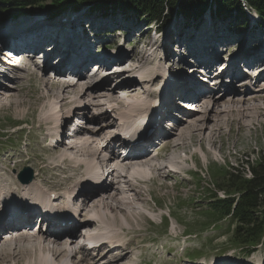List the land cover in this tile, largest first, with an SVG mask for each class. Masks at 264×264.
<instances>
[{
  "label": "rangeland",
  "instance_id": "374dc122",
  "mask_svg": "<svg viewBox=\"0 0 264 264\" xmlns=\"http://www.w3.org/2000/svg\"><path fill=\"white\" fill-rule=\"evenodd\" d=\"M31 9L27 7L25 10L15 12L23 11L30 15H42L45 17L44 19L46 22L57 24L52 27L53 33H59V30L54 29L60 28L61 21L72 15L70 12H67L60 18H52L47 11L38 8V6L32 11ZM114 14L122 16L120 12ZM80 17L87 19H92L93 17L94 19L95 14L84 11L80 13ZM116 21L119 22L122 21V19L116 18ZM128 22L129 21L125 22L126 25L119 23V27L128 26L129 28L122 38L117 40L114 49L121 52V49L125 48L128 54H130L127 56L129 59L128 61H132L133 58L135 61L142 58L143 61H145L144 64L146 66L144 69H147L145 71L146 74L147 71H149V73L150 71H155L154 67H156V62L162 60L164 49L161 45L165 44L170 46V41H173L174 38H180L178 33L182 32L181 27L183 24L186 26H183L184 31L181 33L182 37L187 35L185 32L202 34L203 32H201V30L203 27L206 28V26L209 25L210 20L206 19L202 22L192 23L190 21L185 22L177 16H172L167 23L163 22V24H161L160 22H151L147 27L143 20L133 19V21ZM211 24L214 33H216L215 35H217V41L219 40V42L222 43L216 47V50L222 51V53H220L221 55H218L219 59L220 57H231L237 51L241 53L247 52V49H249V47L252 48V46L258 48V45H254L255 42L256 44H260V41L264 40L262 32L260 36L256 38L258 32L254 34V30L243 27V24H222L218 22H211ZM17 25L20 24H14V27ZM102 25L104 29L112 27L109 22H103ZM117 25L118 24L114 27H117ZM48 26H50V24H48ZM8 27L12 26L10 25ZM194 27L196 28L195 31L197 30L195 33L192 31ZM40 28L43 30L42 26ZM51 37L56 38L54 35H51ZM165 38H167L166 42L164 41ZM232 41L235 42L232 43ZM150 45H154L153 48H151ZM226 47H230V51L223 53ZM56 49L58 48L55 47V51ZM132 52L134 55H132ZM149 61L152 63L148 65L147 63ZM48 63L49 62H46L45 67L39 69L28 66V68L31 69L28 74H24L22 70H14L13 68L11 69L12 71L10 70V73L3 77L1 83L10 85L13 88L19 87L22 92V94H20L22 95L21 98L25 99V101H32L30 98L31 96L28 97L27 95L32 94L34 86L38 90L37 93L39 95L42 94V84L38 82V78L41 75H49L48 70L50 68ZM169 63L170 62H168V64ZM163 66L164 68H162V70L168 69L167 63ZM164 70L161 78H158L155 84L150 87L151 90H157L158 92V90L160 91L162 89L163 92V85H165V82H163L165 78ZM30 73L34 74V77L37 75V78H34L35 80L32 79ZM168 73L174 74L173 69L168 71ZM10 75L13 79L11 78V80H8L6 76ZM22 77L24 80L20 84V87L18 84L20 82L18 81L21 80L19 78ZM233 88L238 89L236 86H233ZM143 92L146 91H142V93ZM12 93H14V91ZM39 104V102L35 104V108L37 107V109H34L36 111L29 109V105L13 108L7 103L0 104V188L5 185L0 191L6 192L8 190L10 192L12 189L14 190L17 182L20 183L17 180V175L26 168L31 171L33 175L32 181H35V184H38L40 188L43 187L42 190H60L59 192L61 193L63 189H65L64 181L65 178L70 175L69 173H71V171L68 170L70 167L59 164L57 161L58 151L49 152V142L45 137V133H47L48 130L39 126L38 122L44 117L48 110L41 111L42 108L38 109ZM126 108L127 106H124L122 111H127L128 108ZM95 112V110L90 108L88 116L92 117ZM76 115L78 114L74 116ZM79 115L84 118L82 114ZM108 115L107 118L109 121L114 114L108 111ZM74 116H70L72 118H70L71 121ZM70 119L67 123L71 122ZM85 121L87 123L86 126H89L90 124L87 122L86 118ZM117 125L118 123L114 122L113 131H116ZM238 126L236 122H233L231 128L227 126L224 127L222 136H216L214 138V140H216L215 145H213L214 147L212 146L211 148L210 145L205 144L204 149H207L205 152L200 149L198 143H195L194 146H190L187 150L185 147H171L172 149L166 147V149L160 152L161 156L159 159L161 163H165V160L171 154L169 158L176 157V159L171 158L169 162L170 166H174V170H177L179 173L171 174L169 178L164 180L159 176L157 180L154 178L153 183L144 185L142 188L144 191V204L142 203L143 206H141V204L138 206L137 211L139 213L137 212V214L133 216L130 215L128 217L129 219L119 214L116 222L111 221L114 222L116 226L121 224V226L124 227V230L111 228L114 230H111L108 234L111 235L112 238L114 236L117 242L119 240L120 243L126 244L128 247L130 253L123 264H203V261H209L211 259L215 262L218 261L224 264H264V242L261 241V243L255 247L254 253L250 256H246L242 252H239V249L230 243L231 234L236 228L235 221L229 218L231 213H229L227 217H224L225 219H220V214H214L212 211V202L216 200L212 194H215V191H218L220 187L226 185V173H234V170H242L241 167H243L247 161L251 163L256 162L261 152L264 151V127L257 128L251 133L241 132L240 134ZM205 135H207V131ZM189 141L188 139L187 141L185 140V146L190 144ZM207 151L210 152L211 155L207 156L205 154ZM104 156L105 154H102L99 157ZM172 159L178 162L171 163ZM98 161L93 163L96 164ZM246 174L248 173L246 172ZM25 175H27V173ZM75 178H73V180ZM76 179L78 180L79 178L77 177ZM110 185L111 187H116L117 184ZM120 186L121 185H117V187ZM120 188L124 189L123 186ZM215 195L217 199H226V194L223 191ZM71 206L73 207V204H71ZM160 217L162 220L161 223L159 221ZM130 226L133 227L131 228ZM96 232L102 236L94 237H107L104 235L105 233H100V231ZM48 234L46 233L43 237H47L48 241L54 240L52 239L54 236ZM62 241L63 240H59V242ZM3 243L4 242L0 243V248H12L11 252L15 250L17 252L14 253L15 255H11L10 258L1 259L0 264L40 263L39 257L36 255L19 253V250L24 246H36V241L11 240L8 244L1 245ZM73 247L77 250L78 245H71L67 249ZM82 251L84 252L85 250L83 249ZM117 253L119 255L118 257H121L123 254L121 253V249H119ZM194 254L199 255L194 259L189 257ZM109 257L110 256H107V258Z\"/></svg>",
  "mask_w": 264,
  "mask_h": 264
},
{
  "label": "bare ground",
  "instance_id": "6f19581e",
  "mask_svg": "<svg viewBox=\"0 0 264 264\" xmlns=\"http://www.w3.org/2000/svg\"><path fill=\"white\" fill-rule=\"evenodd\" d=\"M6 28L10 33H38L39 37L41 38L40 41L42 40L43 42L50 44L47 36H44L42 32H40L41 28L39 25L32 24L29 26L20 24L16 27L12 26ZM70 29L74 30L73 28ZM78 37L79 40L82 39L80 36ZM164 41L166 42L167 38H165ZM233 42L235 41H232V43ZM153 46H151V48H153ZM161 46L165 52L164 57L161 58L162 60H158L156 62V67H154L155 71H150V73L149 71H147L148 74L146 73V83L150 86H153L157 79L160 77L159 73H161L160 71L162 70L163 65L167 63V61H165V58L170 57L171 50L169 49V45L164 44ZM46 47L50 48V46L48 45ZM51 48L53 49L50 51V53L53 57V55L58 53V49H56L55 51V47L51 46ZM212 54H216V52ZM129 55L130 54L126 53L125 51L119 52L117 57L114 59V62L123 63V58ZM132 55H134L133 52ZM132 61H134L132 63H135L138 60L135 61L133 58ZM151 63L152 62L149 61L147 64L149 65ZM216 64L217 63L214 61V65ZM109 68L110 66L106 68V74L104 76L91 74L85 77L82 75L74 83L67 85L62 82L63 77L60 76L61 71L59 69H53L52 74L39 76L38 82L42 84V94L39 95L37 93L38 90L34 86L32 94H30V92V95H27L28 97L31 96L30 98L32 99V101L28 100L29 102L21 98L22 95L20 94H22V92L19 87L13 88L10 85H5L0 82V104L7 103L13 108H19L29 105V109L35 110L37 109V107L35 108V104L39 102L40 104L38 109L42 108L41 111L48 110L45 113L44 117H42V119L38 121L39 126H42L48 130V132L45 133V137L47 139H53L56 136L54 130L55 127H62L65 123L69 122L71 115L74 116L75 114H82V116L84 117L83 119L86 118L87 122L92 125L84 126L83 130L79 129L77 135L74 138V147L70 149L73 151V159H71V161L67 160L65 153H61L58 156L59 159H62L60 161L61 164L70 167L68 170H70L71 173H69L70 175L65 178V189H63L61 193L59 192L57 194L56 200H54L57 202L62 200V204L57 207L56 210L58 209V215L60 217H67L66 212L72 209L73 216L78 214V220L76 219V222L71 224L69 227L58 228L57 230L49 229V232H41L39 230L37 237L33 240V242L36 241L37 245L32 247L24 246L19 250V253L21 254L26 253L28 255L33 254V256H38L40 262L39 264H123L124 260L128 258V255L130 253L126 244H117L113 242L110 237H98L101 240H99L98 245H96L95 247L96 249H94V255L95 253H98L101 248L103 249L108 244L113 243L114 246V248L112 249L105 248L106 250L108 249V251L105 253L103 252L100 255V257L103 256L101 259H96L93 254L86 253L85 251L83 252L82 250L85 248V245L83 243L77 247V250H74V254L71 257L68 256L69 249H67L71 245L76 244L77 246V240H83L85 237V233L91 231H100V233H105L104 235L107 236V234H109L111 230H124V227L121 226V224L119 226L117 225L118 228L114 224V222L117 221V217H119L118 215L120 214L129 219L128 217L130 215L133 216L137 214L138 206L140 204L141 206H143L142 203L144 204V191L142 190V188L145 184L148 183L146 177L150 173V171H146L143 169L139 170L137 174L139 180H136L135 183L132 182L131 179H124V189L117 187V185L116 187H111V185L103 186V183L94 188H89L87 186V183L89 182V179L91 177V164L95 161H98L99 156L106 152L110 153V155H114V158L116 157V154L113 153L112 148V143L119 141L118 136L115 134V131H113L114 122H116L115 119L126 118L128 121H131L133 120L131 118H134V120L141 118L147 111L146 106L151 103V101L156 96H158V93L156 91H146L142 93L136 90L131 84L125 83L123 81H118L121 79L119 76L110 73V71H108L109 73H107V70ZM14 70H22V73L28 74L31 69H21L20 67H17L14 68ZM30 75H32V79L37 78V75L36 77H34V74L32 73H30ZM3 77H5V75H3ZM6 78L8 80H11L12 76H6ZM20 79V83H18L19 86L24 78L22 77ZM174 79L177 81L175 77ZM179 79V82H184L185 84H188L192 81L191 79H186V77H179ZM252 80V85L245 82V84H243L238 90H235V88H228V90H226L224 95L221 97H217L214 94V91L210 93L208 97L204 96L199 101L201 103V107H199L198 113L193 114V116L190 118H185L183 122H178V120L176 122L177 124H169L168 127H172V129L169 131H166L165 127L163 128V126L157 128L154 132L155 134L153 133L146 139L147 142L152 145H156V143H152V139L159 136V138L164 137L162 140L164 147H185V149L187 150L190 146H194L195 143H198L200 149L205 152V150H207L204 149L205 144L210 145L212 148V146L215 145L216 141L214 140V138L216 136H222L223 128L226 126L231 128V124L233 122H236V125H239L238 127L240 129V134L241 132L251 133L257 128H263L264 69H262L261 67L255 69ZM115 81L118 82L115 83ZM13 91L14 93H12ZM173 95L174 94L171 91L170 96ZM185 103L187 104L183 105L185 106L184 108H190L189 102ZM126 104L128 106V110L121 115L120 113H122V108ZM90 108L96 111L92 117L88 116V111ZM109 110H111L114 115L112 118H110L111 120L108 121L107 115ZM151 112L153 113V111ZM151 115L152 114L150 113L149 116ZM183 119L184 118H182V120ZM117 122H119V120ZM145 122L143 123L144 127ZM141 129H143L142 124L137 126L136 132H139ZM206 131L207 135H205ZM57 133H59V130ZM187 139L190 140V144L185 146L184 143L185 140L187 141ZM51 151L57 152L58 150L49 149V152ZM205 154L207 156L211 155L208 151ZM170 156H168V158L165 160V163H159L157 161V167L154 168L151 172L152 175L154 174L153 176H155L156 180L159 176L162 177L163 180L171 176L172 172L169 171L168 166H170L169 160L173 157L169 158ZM145 159L146 158H142L141 154L136 153L134 150H131V153H129L128 155V162L136 166H139V163L141 161H144ZM173 159H176V157ZM173 159L171 163L178 162L173 161ZM75 177H78L79 179L77 180ZM73 178L75 179L73 180ZM116 178L117 174H114L113 179L116 180ZM153 182L154 179H150V184ZM115 183L117 184L119 182H114V184ZM77 188H79V191L76 193L75 198L68 203L64 202L65 200L63 199H68L72 191ZM3 193L4 196L2 197L3 199L1 207L6 208L7 204L15 205L7 209V212L10 213L13 207L28 209L29 203H34V208L39 207L42 203H44L45 192L42 190V188L39 187L38 184H35V181H32L31 183L25 185H21L17 182L14 190L12 189V191L10 192L7 190ZM76 201H79V206L73 208ZM71 204H73V207L71 206ZM29 223L30 221L28 223H25L24 225H18L15 228L26 229L25 226H28ZM130 227L132 228L133 226ZM29 230L30 228L28 229V231ZM80 230H84V233H80ZM46 233H49L48 235L54 236L53 238L51 237L54 240L51 239L52 241H48L47 237H43V235H46ZM62 233H66L65 235H68V238L64 239L63 242H59V240L62 239V236L59 237ZM89 242H91L90 238ZM91 243L93 244V246L95 245V242ZM120 246H122V248H120ZM119 249H121V253H123L121 257H118L119 255L117 253ZM109 250H113V253L115 254L114 256H116L114 259L107 258V256L111 253V251ZM11 251L12 248H0V260L6 259L7 257L10 258L11 255L17 252L16 250L14 252ZM49 257L51 258V260Z\"/></svg>",
  "mask_w": 264,
  "mask_h": 264
},
{
  "label": "trees",
  "instance_id": "16d2710c",
  "mask_svg": "<svg viewBox=\"0 0 264 264\" xmlns=\"http://www.w3.org/2000/svg\"><path fill=\"white\" fill-rule=\"evenodd\" d=\"M37 6L52 17L85 8L95 12L96 17L120 12L130 19L143 20L146 26L151 22L167 23L172 16L195 21L206 11L218 20L240 25L246 23V9H252L260 17V26L264 27V0H0V18L2 14L16 13L27 7L32 11ZM241 169L226 173V185L215 191V194L223 191L226 199H217L210 193L216 199L212 202L214 214L225 219L231 213L229 218L236 223L230 243L248 254L264 242V151L256 162L247 161Z\"/></svg>",
  "mask_w": 264,
  "mask_h": 264
},
{
  "label": "water",
  "instance_id": "95a60500",
  "mask_svg": "<svg viewBox=\"0 0 264 264\" xmlns=\"http://www.w3.org/2000/svg\"><path fill=\"white\" fill-rule=\"evenodd\" d=\"M66 13V12H65ZM64 13V14H65ZM64 14H60L61 16H57V17H52V18H60V17H62ZM47 23H49V22H47ZM49 24H51V23H49ZM52 24H54V23H52ZM27 173V175L25 176V174ZM18 179L22 182V183H28V182H30L31 181V179H32V174H31V172L26 168V169H23L22 170V172H20V174L18 175Z\"/></svg>",
  "mask_w": 264,
  "mask_h": 264
}]
</instances>
